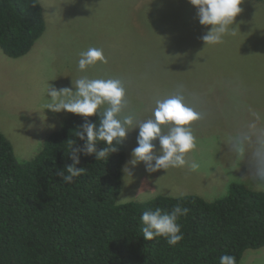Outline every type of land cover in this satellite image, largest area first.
<instances>
[{"label": "rangeland", "instance_id": "rangeland-1", "mask_svg": "<svg viewBox=\"0 0 264 264\" xmlns=\"http://www.w3.org/2000/svg\"><path fill=\"white\" fill-rule=\"evenodd\" d=\"M40 2L47 29L31 53L12 59L0 49V129L19 161L35 158L72 115L45 109L50 85L71 88L72 79L82 76L119 78L126 90L122 115L138 123L153 118L157 98L181 87L187 103L203 114L192 125L196 147L182 168L148 173L142 162L133 166L139 129L128 134L124 167L131 175L123 172L121 194L130 199L123 204L160 194L215 201L232 183L264 191L263 3L244 0L236 35L206 45L202 37L210 26L199 23L189 0ZM90 47L102 48L107 62L81 72L79 54ZM239 135L246 139L237 152L229 138ZM154 144L159 152V140ZM193 163L199 165L195 171ZM242 264H264V248L247 251Z\"/></svg>", "mask_w": 264, "mask_h": 264}, {"label": "trees", "instance_id": "trees-1", "mask_svg": "<svg viewBox=\"0 0 264 264\" xmlns=\"http://www.w3.org/2000/svg\"><path fill=\"white\" fill-rule=\"evenodd\" d=\"M264 4V0H254ZM47 29L40 0H0V49L12 59L27 56ZM99 123L98 117L88 118ZM84 118L72 114L28 162L0 129V264H219L224 254L242 264L249 250L264 248V191L232 183L215 201L200 195H157L146 202L118 204L127 161L124 143L97 160L81 155L85 169L71 184L58 173L82 148ZM98 149L107 147L97 141ZM190 209L178 222L184 239L143 238L145 211Z\"/></svg>", "mask_w": 264, "mask_h": 264}, {"label": "clouds", "instance_id": "clouds-1", "mask_svg": "<svg viewBox=\"0 0 264 264\" xmlns=\"http://www.w3.org/2000/svg\"><path fill=\"white\" fill-rule=\"evenodd\" d=\"M197 8L199 23L210 26L202 40L209 43L221 42L225 34L236 35V18L242 12L244 0H189ZM235 25V26H234ZM78 68L81 72L98 62L106 63L102 48L90 47L79 54ZM73 88L75 91H73ZM48 96L51 97L45 109L54 113L67 112L84 118L79 130V139L84 141L82 148L71 147L68 153L71 165L58 173L63 183L71 184L74 179L85 172L78 168L81 155H95L97 160L117 152L128 138V134L139 129L137 146L132 150L130 163L135 166L144 163L148 173L161 169L182 168L186 166L185 156L196 147L192 125L203 118V114L187 103L183 89L178 88L175 94L155 100L153 118L137 122L133 115H122L126 105V90L119 78L90 79L82 76L72 79L71 88H60L50 85ZM98 117L99 123L88 118ZM166 129V130H165ZM159 140V152L154 141ZM246 137H230L229 142L237 152L242 150ZM97 141L107 147L98 149ZM119 147H116V146ZM193 171L199 168L196 163L190 166ZM125 170L131 175L130 169ZM264 176V172L261 173ZM143 188L139 190V193ZM130 197L121 194L118 203H126ZM190 212L187 207L175 205L170 211L156 208L145 211L141 216L143 238L152 241L157 237L166 239L169 246H176L184 239L179 218ZM219 264H236V258L224 254Z\"/></svg>", "mask_w": 264, "mask_h": 264}]
</instances>
